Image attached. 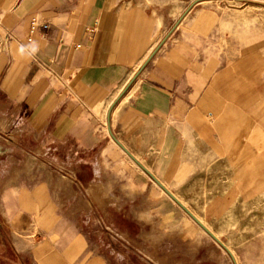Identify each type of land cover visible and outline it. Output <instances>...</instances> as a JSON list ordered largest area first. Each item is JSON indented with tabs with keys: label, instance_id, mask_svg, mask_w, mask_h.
I'll list each match as a JSON object with an SVG mask.
<instances>
[{
	"label": "crops",
	"instance_id": "crops-1",
	"mask_svg": "<svg viewBox=\"0 0 264 264\" xmlns=\"http://www.w3.org/2000/svg\"><path fill=\"white\" fill-rule=\"evenodd\" d=\"M176 1L0 0V264H144L103 241L98 223L96 239L78 221L99 216L144 250L174 226L186 243L162 250L161 264L224 263L178 219L179 208L214 236L159 173L178 174L194 141L240 155L257 134L243 133L244 95L226 94L235 84L214 46L219 5L186 0L174 15ZM212 107L223 116L216 129ZM51 156L73 161L89 197L52 176ZM146 175L174 205L145 196Z\"/></svg>",
	"mask_w": 264,
	"mask_h": 264
},
{
	"label": "rangeland",
	"instance_id": "rangeland-1",
	"mask_svg": "<svg viewBox=\"0 0 264 264\" xmlns=\"http://www.w3.org/2000/svg\"><path fill=\"white\" fill-rule=\"evenodd\" d=\"M184 1H176L174 15L181 13ZM187 1L195 3L210 0ZM217 1L212 0L207 5H219L221 17L213 34L214 46L225 55L227 66L232 69L227 83L232 86L235 84L233 90L226 94L244 95L241 100L243 105L245 101L246 104L241 109L245 120L243 129L245 126L247 131L243 133L247 134L246 137L250 132L257 134L254 137L256 141H252V144L257 142L256 147L250 149L244 139L238 150L240 155L224 156L216 154V140H206L204 143L194 141L193 153L181 157L184 164L178 174L165 170L159 174L168 189L214 235L208 236L200 225L178 208V219L184 217L189 226L198 229L209 240L211 257H217L215 251H218L219 256L224 257V263L220 258V264H264V0ZM220 110L213 107L210 109L213 114L210 118L211 129H216L223 120ZM141 160H147L151 167L160 166L154 164L157 158L153 156H143ZM160 161L158 159V163ZM130 163L133 164L131 160ZM49 165L55 179L70 180L80 197H89L88 188L79 179L73 161L51 156ZM161 167L169 165L165 163ZM145 181L150 183L145 196L159 193L162 206H166L164 202L174 205L147 175ZM78 221L93 238H96L94 227L98 223V227L105 233L103 241L109 239V234L113 242L119 246L124 244L130 249V255L144 264H161L158 256L162 250H168L170 245L186 243L184 235L177 233L171 224L161 234L151 237L147 244L148 250H144L134 241L115 234L103 217L99 216L95 221L79 218ZM182 228L184 226L180 225L181 233ZM218 241L221 246L217 244Z\"/></svg>",
	"mask_w": 264,
	"mask_h": 264
},
{
	"label": "clouds",
	"instance_id": "clouds-1",
	"mask_svg": "<svg viewBox=\"0 0 264 264\" xmlns=\"http://www.w3.org/2000/svg\"><path fill=\"white\" fill-rule=\"evenodd\" d=\"M29 47L31 48V52H32L33 54L36 53V52L38 51V47L35 46V45H30ZM23 51H24V48L22 47V48H21V52H23Z\"/></svg>",
	"mask_w": 264,
	"mask_h": 264
},
{
	"label": "built area",
	"instance_id": "built-area-1",
	"mask_svg": "<svg viewBox=\"0 0 264 264\" xmlns=\"http://www.w3.org/2000/svg\"><path fill=\"white\" fill-rule=\"evenodd\" d=\"M38 27V24L36 23V21L34 20L32 23V31L36 30V28ZM45 28L47 27V25L44 26Z\"/></svg>",
	"mask_w": 264,
	"mask_h": 264
}]
</instances>
